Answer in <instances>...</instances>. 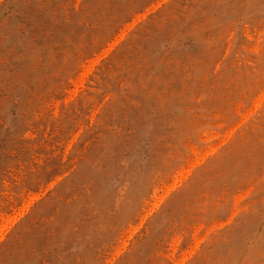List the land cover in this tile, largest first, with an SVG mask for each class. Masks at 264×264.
<instances>
[{
  "label": "rangeland",
  "instance_id": "374dc122",
  "mask_svg": "<svg viewBox=\"0 0 264 264\" xmlns=\"http://www.w3.org/2000/svg\"><path fill=\"white\" fill-rule=\"evenodd\" d=\"M0 264H264V0H0Z\"/></svg>",
  "mask_w": 264,
  "mask_h": 264
},
{
  "label": "bare ground",
  "instance_id": "6f19581e",
  "mask_svg": "<svg viewBox=\"0 0 264 264\" xmlns=\"http://www.w3.org/2000/svg\"><path fill=\"white\" fill-rule=\"evenodd\" d=\"M181 176V175H180Z\"/></svg>",
  "mask_w": 264,
  "mask_h": 264
}]
</instances>
